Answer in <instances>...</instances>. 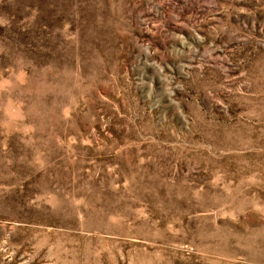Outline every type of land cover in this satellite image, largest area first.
<instances>
[{"label": "rangeland", "instance_id": "1", "mask_svg": "<svg viewBox=\"0 0 264 264\" xmlns=\"http://www.w3.org/2000/svg\"><path fill=\"white\" fill-rule=\"evenodd\" d=\"M0 264H264V0H0Z\"/></svg>", "mask_w": 264, "mask_h": 264}]
</instances>
